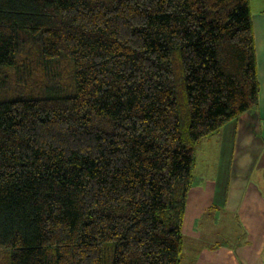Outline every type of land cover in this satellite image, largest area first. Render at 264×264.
<instances>
[{"label": "trees", "instance_id": "trees-1", "mask_svg": "<svg viewBox=\"0 0 264 264\" xmlns=\"http://www.w3.org/2000/svg\"><path fill=\"white\" fill-rule=\"evenodd\" d=\"M259 90L250 0H0V264H180L196 146Z\"/></svg>", "mask_w": 264, "mask_h": 264}, {"label": "crops", "instance_id": "crops-1", "mask_svg": "<svg viewBox=\"0 0 264 264\" xmlns=\"http://www.w3.org/2000/svg\"><path fill=\"white\" fill-rule=\"evenodd\" d=\"M250 11L259 104L224 123L197 144L196 153L198 149L210 153L213 162L209 168L216 169L212 172L213 179L190 189L183 223L187 236L195 229L192 220L200 217L210 202L217 200L215 207L223 216L233 218L234 229H239L240 233L237 241H231L228 246L200 244L193 264H264V0H250ZM220 183L223 184L222 194L218 190Z\"/></svg>", "mask_w": 264, "mask_h": 264}, {"label": "rangeland", "instance_id": "rangeland-1", "mask_svg": "<svg viewBox=\"0 0 264 264\" xmlns=\"http://www.w3.org/2000/svg\"><path fill=\"white\" fill-rule=\"evenodd\" d=\"M195 158L196 162L193 168V176L195 181L192 187L201 182L206 183L211 178L213 179L214 176L212 172H214L216 169L214 167L209 168V165H211L213 162V158L210 157V153L207 151L198 149V152H195ZM222 186L223 184L221 183L218 185L219 194H222ZM208 201L209 200L207 199V202ZM215 203H218L217 200H214V202L212 201V203L210 202L202 211L200 217L192 220L191 225L194 223L195 229L193 230L192 228L189 235H184V248L182 250L180 264H193L194 256L196 252L199 251L200 244L202 245L204 243L211 246L215 243H224L228 246L232 244L231 241H237L240 230L234 229L235 223L233 218L223 216L221 212H219V210L215 207ZM235 230V234H237L236 238L234 236ZM192 236H197L200 239L191 240L190 238H194Z\"/></svg>", "mask_w": 264, "mask_h": 264}]
</instances>
